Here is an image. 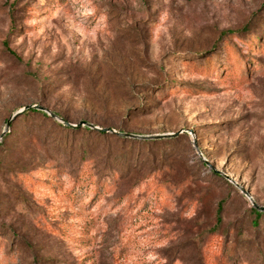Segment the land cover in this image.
<instances>
[{"label":"rangeland","instance_id":"rangeland-1","mask_svg":"<svg viewBox=\"0 0 264 264\" xmlns=\"http://www.w3.org/2000/svg\"><path fill=\"white\" fill-rule=\"evenodd\" d=\"M27 106L117 133L10 122L0 264H264L222 175L264 208V0H0V136Z\"/></svg>","mask_w":264,"mask_h":264},{"label":"water","instance_id":"water-1","mask_svg":"<svg viewBox=\"0 0 264 264\" xmlns=\"http://www.w3.org/2000/svg\"><path fill=\"white\" fill-rule=\"evenodd\" d=\"M29 109H37V110H40V111H43V112H46L48 113L52 118L54 119H58L60 120L65 126L67 127H71V128H81V127H84V126H87L89 128H92V129H97L98 131H101V132H104V133H117L115 132L114 130H111V129H99V128H96L95 126H93L92 124H89L87 122H80L78 125H72L70 124L69 122H66L64 120H61L56 114L54 113H51L50 111H48L47 109L43 108V107H40V106H27L25 107L24 109H22L21 111H19L18 113H16L12 119L8 122L7 124V130L0 136V142L2 141L3 137L7 134L8 132V128H9V125H10V122L12 120H15L18 116H20L21 114H23L25 111L29 110ZM124 137H127V138H137V139H141V140H158V139H163V138H166V137H171V136H154V137H145V136H136V135H131V134H120ZM197 148V147H196ZM207 162V161H205ZM216 173H219V174H222L220 173L219 171H215ZM227 180H229L230 182H232L233 184H235V186H237V188H239L244 194L246 197L249 198V200L252 202L253 206L258 209V210H261L263 211L264 208H259L252 200L250 194L245 191L242 187H240L234 180H232L231 178H229L227 175H224L222 174Z\"/></svg>","mask_w":264,"mask_h":264},{"label":"trees","instance_id":"trees-1","mask_svg":"<svg viewBox=\"0 0 264 264\" xmlns=\"http://www.w3.org/2000/svg\"><path fill=\"white\" fill-rule=\"evenodd\" d=\"M11 54H13V52H10ZM29 113H37V114H42V115H44L45 117H47L46 116V114H45V112H43V111H40V110H37V109H29V110H27V111H25L23 114H21V115H25V114H29ZM20 115V116H21ZM19 118V116L15 119V120H17ZM64 129H66V130H71V127H67V126H62ZM83 128H85V130H87V131H90V129H88V128H86V127H83ZM10 134H11V132H9L6 136H5V138H8L9 136H10ZM100 136H107L108 134H106V133H98ZM216 176H219L218 174H216ZM223 204H224V202L223 201H221L219 204H218V215L220 216V214L222 213V210H223ZM252 213L254 214V216H255V221H259L260 219H261V217H262V213H260V212H258L256 209H252ZM219 222H220V220H219Z\"/></svg>","mask_w":264,"mask_h":264}]
</instances>
